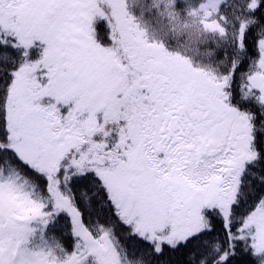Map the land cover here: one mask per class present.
Returning <instances> with one entry per match:
<instances>
[{"label": "snow or ice", "instance_id": "obj_1", "mask_svg": "<svg viewBox=\"0 0 264 264\" xmlns=\"http://www.w3.org/2000/svg\"><path fill=\"white\" fill-rule=\"evenodd\" d=\"M0 264H264V0H0Z\"/></svg>", "mask_w": 264, "mask_h": 264}]
</instances>
